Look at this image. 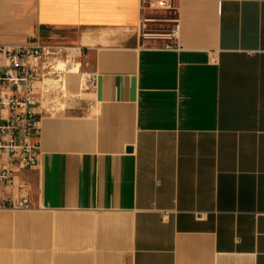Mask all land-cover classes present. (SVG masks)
<instances>
[{
	"label": "crops",
	"instance_id": "crops-1",
	"mask_svg": "<svg viewBox=\"0 0 264 264\" xmlns=\"http://www.w3.org/2000/svg\"><path fill=\"white\" fill-rule=\"evenodd\" d=\"M150 1L0 0V44L80 63L60 76L73 99L36 109L38 165L9 189L30 207L0 211V264H264V0ZM150 14L178 38H143Z\"/></svg>",
	"mask_w": 264,
	"mask_h": 264
},
{
	"label": "built area",
	"instance_id": "built-area-1",
	"mask_svg": "<svg viewBox=\"0 0 264 264\" xmlns=\"http://www.w3.org/2000/svg\"><path fill=\"white\" fill-rule=\"evenodd\" d=\"M145 7L173 10L170 0L141 3V10ZM164 23L171 25L167 27ZM179 28L175 15L141 16L143 38L172 41L178 38ZM172 46L171 43L163 44V48ZM76 51V47L35 43L0 44V211L26 210L30 207L23 190L14 195L9 189L20 170L35 169L38 165L40 131L36 109L43 102L47 86L52 81L61 80L59 76L56 79L52 77L58 63H63L65 73L74 68L78 69L75 72L79 71ZM94 86L95 78L91 74L81 82L80 89L88 91ZM50 111H55L54 106Z\"/></svg>",
	"mask_w": 264,
	"mask_h": 264
},
{
	"label": "rangeland",
	"instance_id": "rangeland-1",
	"mask_svg": "<svg viewBox=\"0 0 264 264\" xmlns=\"http://www.w3.org/2000/svg\"><path fill=\"white\" fill-rule=\"evenodd\" d=\"M60 63H62V62H60ZM60 63H58V64H60ZM75 69L76 68H74L72 70H74V72L78 70V69L77 70H75ZM53 74H52L53 79H56L57 76L60 77L62 75H64L63 77H65V76L68 77V75H65L66 73L64 72V67L63 66L61 68L56 67V69H55ZM61 81L62 80H60V81H52L50 83V85L47 86V92L45 93V96H44V97H46V99H48V101L50 102V105L54 106L56 112H60V109H56V108H59L60 106L63 107L66 100L73 99L72 97H70L68 95L67 90L64 89V86L61 88V86H60Z\"/></svg>",
	"mask_w": 264,
	"mask_h": 264
},
{
	"label": "bare ground",
	"instance_id": "bare-ground-1",
	"mask_svg": "<svg viewBox=\"0 0 264 264\" xmlns=\"http://www.w3.org/2000/svg\"><path fill=\"white\" fill-rule=\"evenodd\" d=\"M62 66H64L63 63H60V64L57 65L58 68H61ZM66 68H67V67H66ZM70 72H71V71H70ZM72 72H74V70H72Z\"/></svg>",
	"mask_w": 264,
	"mask_h": 264
},
{
	"label": "water",
	"instance_id": "water-1",
	"mask_svg": "<svg viewBox=\"0 0 264 264\" xmlns=\"http://www.w3.org/2000/svg\"><path fill=\"white\" fill-rule=\"evenodd\" d=\"M130 150H131L130 148L127 149V151H130Z\"/></svg>",
	"mask_w": 264,
	"mask_h": 264
}]
</instances>
